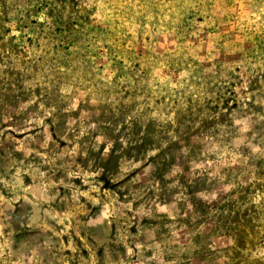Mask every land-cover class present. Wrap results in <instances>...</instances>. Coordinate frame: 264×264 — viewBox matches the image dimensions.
Masks as SVG:
<instances>
[{
	"label": "rangeland",
	"instance_id": "rangeland-1",
	"mask_svg": "<svg viewBox=\"0 0 264 264\" xmlns=\"http://www.w3.org/2000/svg\"><path fill=\"white\" fill-rule=\"evenodd\" d=\"M67 10L0 0V264H264V0Z\"/></svg>",
	"mask_w": 264,
	"mask_h": 264
},
{
	"label": "trees",
	"instance_id": "trees-1",
	"mask_svg": "<svg viewBox=\"0 0 264 264\" xmlns=\"http://www.w3.org/2000/svg\"><path fill=\"white\" fill-rule=\"evenodd\" d=\"M36 1L37 2H45V3L47 2V5L49 4L52 7L53 12L57 11L56 23L53 22L54 23L53 26L55 28V33L54 34L61 35V34H72L74 32H79V29H77L78 27L75 26V27H72L71 30H67V32L65 33L64 23L67 22V19H68L67 7L72 2V0H36ZM103 2H106V0H103ZM93 6H95V5H93ZM116 15H117V13L115 12L114 13V19H115ZM130 15L134 16V12H130ZM198 18L201 19V17H198ZM203 20H208V17H206ZM50 29H51V26L49 24L48 29H44V33L45 34H52L50 32ZM56 35H54V36H56ZM130 70L131 69L128 68V69L123 71V73L120 76V81H125L126 80V78L131 74ZM105 86H107V85H105ZM107 87H109V86H107ZM121 87L122 86L120 85V82H118L116 88L120 89ZM125 92H126V95H124L122 98H119V101L121 103H119V105H118V99H117V101H116L117 103H116V107H115V109L118 108L119 112L121 111L124 114L134 110L135 102L137 101L138 98L146 97L144 95V93H142L141 91H138V90L135 91V92L134 91H131V92L130 91H125ZM223 92H225V93L223 94ZM119 93L122 94V92H119ZM237 97L238 96L236 95L235 92H233L232 89H230V88H222L221 87V88H219V90H217V94L215 95V99H214L215 100V107L216 108L220 107L222 104L227 105V102H230L232 100L234 101V100L237 99ZM124 100H129V101H127V105H125V107H123V105H122V101H124ZM239 190H240V188H239ZM239 190L236 189L235 191H233L232 194L230 195V197L227 200H225V201H228L229 199L237 197ZM223 204H224V202H221V203H219L217 205L218 206H223ZM223 210L224 209H221V208L219 209V213L218 214H221L219 216L221 218H218V220H217L218 224H224V216L222 214ZM198 211L199 210L197 209V214L198 213L200 214V212H198ZM136 212H137V210H133L132 212H127L124 215L128 216V217H132L133 214L136 213ZM141 219L142 220H149V219L152 220V217L146 219V217L141 216ZM221 228H223V225L218 227V228H216V232H218L219 229H221Z\"/></svg>",
	"mask_w": 264,
	"mask_h": 264
}]
</instances>
